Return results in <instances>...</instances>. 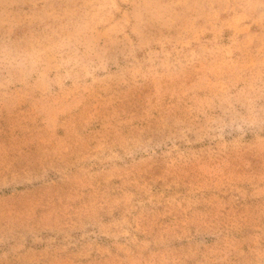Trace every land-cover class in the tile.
Segmentation results:
<instances>
[{"label": "rangeland", "instance_id": "obj_1", "mask_svg": "<svg viewBox=\"0 0 264 264\" xmlns=\"http://www.w3.org/2000/svg\"><path fill=\"white\" fill-rule=\"evenodd\" d=\"M0 264H264V0H0Z\"/></svg>", "mask_w": 264, "mask_h": 264}]
</instances>
